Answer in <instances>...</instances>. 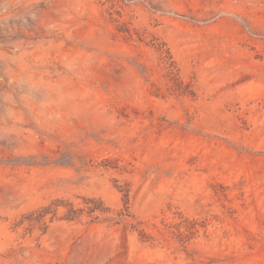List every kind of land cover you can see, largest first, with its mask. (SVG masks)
<instances>
[{
	"label": "rangeland",
	"instance_id": "rangeland-1",
	"mask_svg": "<svg viewBox=\"0 0 264 264\" xmlns=\"http://www.w3.org/2000/svg\"><path fill=\"white\" fill-rule=\"evenodd\" d=\"M0 264H264V0H0Z\"/></svg>",
	"mask_w": 264,
	"mask_h": 264
},
{
	"label": "trees",
	"instance_id": "trees-1",
	"mask_svg": "<svg viewBox=\"0 0 264 264\" xmlns=\"http://www.w3.org/2000/svg\"><path fill=\"white\" fill-rule=\"evenodd\" d=\"M84 202L86 204H90V203H93L94 204L95 203V206L96 207H92V208L89 207L88 208V210H89L88 212H90V213L96 212L97 210H100V209L102 210V208H100L101 207V203H97V201H95V200L85 199ZM54 206L56 207V209H54V211H57V207H59L60 205L57 204V203H55ZM69 207L70 208L68 210V213L65 216V218L67 220H74V219H76L78 217L79 211H85V209H78V210H76L72 205H70ZM49 210H50V207H44V208L41 209L42 219H44L46 217V215L48 214V211Z\"/></svg>",
	"mask_w": 264,
	"mask_h": 264
}]
</instances>
